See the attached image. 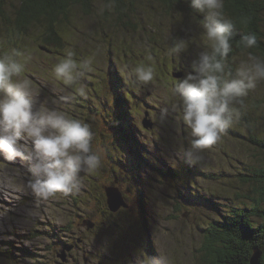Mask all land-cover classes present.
Returning <instances> with one entry per match:
<instances>
[{"label":"rangeland","instance_id":"1","mask_svg":"<svg viewBox=\"0 0 264 264\" xmlns=\"http://www.w3.org/2000/svg\"><path fill=\"white\" fill-rule=\"evenodd\" d=\"M184 2L191 5L190 0ZM103 3L97 2L92 15L74 9L70 25L75 30L71 41L75 46L64 51H72L77 63L83 58L92 66L74 85L57 80L52 71L64 56H46L33 40L15 42L0 35V56L7 53L23 65L20 77L30 81L36 105L46 103L88 123L93 150L101 153V165L80 174L78 192L68 196L58 193L47 200L28 188L31 174L27 162L0 156V264H150L161 258L165 264H206L202 227L224 205L229 210L232 205L251 206L249 197L255 194L250 196V192L261 187L257 181L264 169V151L255 142L264 138V80L232 105L239 115L200 153L197 163H190L178 154L188 149L189 141L183 124H177L178 112L172 108L180 100L173 94L179 79L172 71H192L207 39L198 23L203 13L186 6L172 5L170 10L161 0H137L136 23L131 29L141 41L126 43L123 52L122 39L129 32L114 26L121 25L120 19L109 14L112 24L101 19ZM157 28L159 32L154 30ZM149 34L155 42H142ZM104 35L109 41L100 40ZM133 38L137 40V36ZM179 40L187 41V49L176 56L172 45ZM249 52L234 54L227 67L234 71ZM171 60L178 64L176 69L166 67ZM160 61L163 63L157 64ZM138 64L153 68L157 64L164 72L159 77L154 71V80L147 85L129 77L133 93L125 92L131 110L127 116L142 145L133 151V144L120 140L110 128L119 114V103L113 100L116 91L109 87L108 79L113 69L121 67L129 75ZM81 86L86 95L76 93ZM147 111L152 128L143 124ZM170 168L181 175L168 179L162 170ZM115 190L129 207L111 212L106 195L108 191L117 194ZM87 218L95 226L99 224L94 231L81 226ZM81 237L84 241L78 243ZM62 242L75 244L67 261L60 257Z\"/></svg>","mask_w":264,"mask_h":264},{"label":"clouds","instance_id":"2","mask_svg":"<svg viewBox=\"0 0 264 264\" xmlns=\"http://www.w3.org/2000/svg\"><path fill=\"white\" fill-rule=\"evenodd\" d=\"M191 7L203 13L198 23L206 36V44L187 72L174 83L173 94L180 98L172 108L178 112L188 134L189 147L178 153L190 163H197L200 153L212 146L233 123L238 110L232 105L264 80V58L249 52L233 71L226 60L232 52L235 24L224 12V0H190ZM258 43L253 33L243 34L238 47L252 49ZM187 41L172 45V53L180 56ZM74 53L67 51L53 66L57 80L74 85L85 72L91 71L88 61L77 63ZM23 65L13 56H0V156L7 161L27 162L28 188L47 200L58 193L75 194L81 186L82 172H93L101 165V153L93 150V132L88 123L73 118L68 111L36 105L29 80L20 77ZM129 77L147 85L154 80L151 65L138 64ZM86 95L83 86L75 90ZM67 99V98H65ZM167 111L162 113V119ZM150 264H165L153 259Z\"/></svg>","mask_w":264,"mask_h":264},{"label":"trees","instance_id":"3","mask_svg":"<svg viewBox=\"0 0 264 264\" xmlns=\"http://www.w3.org/2000/svg\"><path fill=\"white\" fill-rule=\"evenodd\" d=\"M98 1L19 0L16 3L14 0H0V35H7L10 40L15 42L33 40L38 48L45 50L46 56L54 54L65 57L66 52L64 50H69L75 46L71 42L76 36L75 30L70 25L75 15L74 9L92 15L99 6L97 5ZM161 2L163 4L167 2V8L170 10L171 6L175 5L176 8L186 6L187 9L190 7L192 11H195L191 5L187 7L184 0H161ZM136 5H138L137 0H104L100 9V17L105 23H113L110 18H107L109 14L111 18L120 19L119 22L122 26L120 24L118 26L114 25L116 28H125L130 33H127L125 38L122 39L123 52H126V43L137 44V41H141L138 32L131 29L136 23L134 21ZM153 7L158 8V3H153ZM224 12L233 19L235 24V35L231 41L233 48L226 63L231 61L232 56L239 51H250L264 58V29H262V25H264V0H224ZM170 17H173V15L171 14ZM154 30L160 31L159 28ZM248 33L257 36V45L252 49L238 47L241 36ZM135 36H137V40L133 38ZM100 40L103 42L109 41V38L107 39L104 35L101 36ZM148 40L155 42L150 34L149 38L142 42ZM82 61L88 60L81 58ZM160 63L163 62L160 61L157 64ZM157 64L154 71L157 76L161 77L164 69ZM177 66L178 64L173 60L166 62L167 68L176 69ZM119 68L118 70L113 69L108 79L109 87L114 88L116 91L113 100L116 99L119 103L117 104L119 114L116 116L114 123L110 125V128L113 131L112 133L115 136L118 135L120 140H124L130 145L133 144L130 149L136 151L135 147L138 148V145L142 149V145L139 143L140 136H138V132L133 125L134 129H132L127 116V111L131 112V110L127 105L126 95L133 93L132 86L129 84V75L124 74L122 68ZM179 73H182V76L185 74L182 70H173L172 76L179 79L176 76ZM255 143H258L264 151V138L256 140ZM131 154L134 156V153ZM162 172L168 179H175L181 175L174 168L162 170ZM259 176L257 183H260L259 186L261 187L259 188L261 189L253 187L252 192H250V196L251 193L255 194L249 197L252 202L251 206L232 205L229 210L227 209L228 205H224L223 209L217 211L215 218L206 227H202L205 232L202 251H205L206 264H251L256 251L262 253L260 264H264V208L262 206L264 203V169L259 171ZM126 207H129L128 204ZM98 225L94 226L92 231ZM100 225L103 226V222Z\"/></svg>","mask_w":264,"mask_h":264},{"label":"water","instance_id":"4","mask_svg":"<svg viewBox=\"0 0 264 264\" xmlns=\"http://www.w3.org/2000/svg\"><path fill=\"white\" fill-rule=\"evenodd\" d=\"M176 76L181 77L182 73H179ZM144 124L147 128L152 126V123L149 121H144ZM115 191L117 192L118 195L112 191L107 192L108 205H109L110 210L113 212H117L121 207L127 206V203L125 202L123 197L119 195V192L117 190ZM83 224L86 225L89 229L94 227V223L91 220H85ZM72 248H73V245H64L62 254L60 255L64 261L67 260L66 251L71 250ZM261 256H262V253L260 251H256L251 260V264H260Z\"/></svg>","mask_w":264,"mask_h":264},{"label":"bare ground","instance_id":"5","mask_svg":"<svg viewBox=\"0 0 264 264\" xmlns=\"http://www.w3.org/2000/svg\"><path fill=\"white\" fill-rule=\"evenodd\" d=\"M183 77V76H182ZM181 77H179V79H180ZM147 113H149L148 111L146 112V119H147V121H149V122H151V120H149L150 119V117H148L149 115L147 114ZM143 124H144V121H143ZM154 125H152L151 126V128L153 127ZM146 127V126H145ZM147 128V127H146ZM149 128V127H148ZM145 149V148H144ZM146 150V149H145ZM145 152V151H144ZM107 196V195H106Z\"/></svg>","mask_w":264,"mask_h":264},{"label":"flooded vegetation","instance_id":"6","mask_svg":"<svg viewBox=\"0 0 264 264\" xmlns=\"http://www.w3.org/2000/svg\"><path fill=\"white\" fill-rule=\"evenodd\" d=\"M74 248H75V246H74ZM74 248H73V249H74Z\"/></svg>","mask_w":264,"mask_h":264}]
</instances>
